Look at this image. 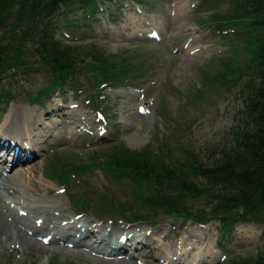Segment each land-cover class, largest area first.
<instances>
[{"label": "rangeland", "instance_id": "1", "mask_svg": "<svg viewBox=\"0 0 264 264\" xmlns=\"http://www.w3.org/2000/svg\"><path fill=\"white\" fill-rule=\"evenodd\" d=\"M98 5L95 20L87 24L82 18L72 25L60 21L55 35L86 49L95 47L92 49L118 66L123 61L135 66L129 69L127 82L118 87L97 86L91 73L90 78L78 73L77 90L55 89L46 98L40 88L49 83V69L34 66L28 75L5 80L3 87L13 95L0 105V135L5 136V124L25 111L28 116L24 115L22 132L29 130V140L37 142V155L32 159L20 150L15 157L0 150V172L6 164L12 166L6 175H0L5 210L11 205L15 211L33 213L37 206L56 207L64 202V214L56 215L52 225L70 215L80 222L88 218V223L100 230L99 236L110 240L120 234L119 230L148 232L163 264L166 260L174 264H234L255 256L264 245L262 227L256 223H237L225 236L227 230L217 221L201 226L162 212L155 218L147 217L150 223L158 222L154 226L143 221L128 225L120 219L125 217L119 211L131 203L127 209L135 213L151 190L110 162L118 148L138 152L149 147L167 161L181 160L187 150H194L205 163L213 164L229 148L233 127L244 126L245 85L254 76L253 56L247 48L250 37L239 34L244 30L240 23L224 18L236 11L235 0H99ZM177 22L181 25L176 28ZM5 29H0V34ZM42 99V105L36 103ZM64 113L82 116V126L70 132L64 126L68 120L64 122ZM46 130L51 136L39 141L37 135L47 134ZM20 141L30 144L24 136ZM71 165L81 170L56 178L57 172ZM28 167L37 168L45 184L52 187L50 194L32 196L20 185L16 173ZM13 188H23V192ZM106 198L117 201L118 211L105 209ZM189 204L194 211L204 207L200 200L191 199ZM9 221L11 237L5 235L6 225L0 226V264H161L138 251L129 258L125 254L110 256L104 250L110 249L108 246L79 251L66 242L64 247H55L46 238L49 226L37 237H18L14 219ZM58 233L61 235V230ZM210 246L212 259L205 257ZM197 253L205 254V263L195 260Z\"/></svg>", "mask_w": 264, "mask_h": 264}, {"label": "trees", "instance_id": "2", "mask_svg": "<svg viewBox=\"0 0 264 264\" xmlns=\"http://www.w3.org/2000/svg\"><path fill=\"white\" fill-rule=\"evenodd\" d=\"M235 6L236 11L224 18L244 27L239 34L250 37L247 48L254 63V76L245 85L244 126L233 127L232 144L213 164L205 163L194 150H187L181 160L167 161L149 147L138 152L116 149L111 164L151 190L135 213L127 209L131 203L119 211L129 221H147L148 216L155 218L162 212L202 224L217 220L225 229L237 222H254L263 225L264 234V0H235ZM97 10L98 0H0V29L6 27L0 34V102L13 95L3 87L5 80L28 75L34 66L51 72L46 88H40L43 98L57 88L77 90L78 73L88 78L91 73L97 86L126 83L135 63L123 61L118 66L95 47L86 49L55 35L60 21L72 25L93 17ZM78 11L82 14L70 16ZM80 170V166L71 165L57 172L56 178ZM106 199L105 209L118 211L117 201ZM191 199L200 200L204 207L190 210ZM234 264H264V245L255 256Z\"/></svg>", "mask_w": 264, "mask_h": 264}, {"label": "bare ground", "instance_id": "3", "mask_svg": "<svg viewBox=\"0 0 264 264\" xmlns=\"http://www.w3.org/2000/svg\"><path fill=\"white\" fill-rule=\"evenodd\" d=\"M178 23L179 22L175 23L176 28L181 25V23H179V24ZM161 25L162 24L159 23V27L163 30ZM57 111H59V110H57ZM65 113L63 115L64 122H66V119H68V123L66 122V125H64V126H67L71 129L74 127H81L82 126V122H83L82 116L77 115V114L74 115L72 113H67V114H65ZM24 115L27 118V116H28L27 112L21 111L18 113L17 117L14 116V120H12V122H10L9 124L8 123L5 124L4 125L5 134L10 137L9 139H12L13 141H15V146L19 145L21 143L20 136H24L28 140V142L31 144L30 153H34L33 150L34 151L36 150L37 142L35 140L30 141L31 138L29 135L30 134L29 130H24V132H22V128H25V126H26V121H25ZM48 115H50V114H48ZM39 130L42 131L41 128ZM46 133L47 134L37 135V138L39 139V141H45V140H47L46 136L47 137H48V135L51 136V134H49L47 132V130H46ZM29 138H30V140H29ZM20 149H21V151H25V152L29 153V151L23 149V145L20 147ZM10 150H13V149H10ZM14 151H15V148H14ZM15 154H16V151H15ZM10 155H11V152H10ZM20 157L21 156L19 154V156L17 158H20ZM1 159H2V157L0 158V162L3 163V161ZM8 168H12V166L8 167L7 165H5L3 168V171L0 172V175H6L7 173L5 171H7ZM16 174H17L19 181L21 183L20 185L22 187H27L32 192V196H34V194H35V196L38 194H39V196H42V194L45 195L47 193V195H48L51 193L52 187H50L48 184H45L46 180L42 176H40L39 173H37V168L28 167L26 171H17ZM13 190L23 192V188H20V189L19 188H13ZM34 198H36V197H34ZM58 198L60 201L59 195H58ZM3 201H4V197L1 195V192H0V226H1V228H3L6 225L7 229L5 231V235L7 238L11 237V234L13 233V232L12 233L10 232L11 223L9 221V218L12 217L14 219V222H15L14 224H12V225H14L13 229H15L14 233L18 237H23L25 235L26 238L30 239L29 234L31 236L33 235V237L34 236L37 237V236H39L40 233H42L49 226V228H51V230L49 231L50 233L47 234L46 238H48L49 241H52L53 243H55L54 244L55 247H64L63 244L66 242H68V244L72 248H78L77 250L82 249L84 247L89 248V249H93V250H100V249L105 248V246H108V248H110V250L106 251V253L110 256L124 255L127 251V247H128L127 245H129L128 241L126 243L117 242V243H115V246H112L110 243V240L107 239L106 237H102V236L97 237V233L100 230L99 229H91L90 223H88L89 219L86 217L82 219V221H81L82 223H81L80 220L77 221L76 219L72 218L70 215L67 214L68 216H66L65 218H60V219L56 220V223L54 225H52L51 221L55 218L56 215L64 214V212H65L64 206H66L64 204V202H61L60 205L56 206V207H54V206L48 207L46 205L39 206V207L37 206V207L33 208L35 210L33 213L32 212L29 213L27 211H22V212L15 211L11 205H8V208H7L8 210H5ZM1 206L4 209V211L1 208ZM26 209H28V208L26 207ZM79 222L81 224H79ZM60 230L62 232L61 235H59V233H58ZM136 230L138 232L140 231L139 229H131L127 232L119 230V233L120 234L126 233L128 240H131V238H133V236L130 237V235H133L131 232H133L134 236H135ZM77 232L79 233V236L75 237ZM145 236H147L146 232H144V238H145ZM113 237H114V241L118 240L117 239L118 234L114 235ZM146 240L147 239H145L143 242H141V249L143 250V255L146 256L147 259L152 257L156 260H159V263L163 264V262H162L163 259L158 258V256H156V254L154 252V247L152 249L151 243L149 241H146ZM137 241H141V240H137ZM134 244L137 246L136 241H134ZM100 245L102 247L99 249ZM181 251H184V249L182 248L180 250V252ZM212 253H213V251H212L211 246L207 247V253H206L207 255L205 257L212 259L213 258V256L211 255ZM204 255L205 254L203 253V256H200L197 253L195 260L198 261V263H205L204 260H206V259H204ZM123 258L124 257L121 256V259H123ZM172 259L174 260V258H172ZM166 261H165V264H174L175 263L172 260H169V262H166ZM177 263L178 264H193V263H185L182 261H179Z\"/></svg>", "mask_w": 264, "mask_h": 264}]
</instances>
